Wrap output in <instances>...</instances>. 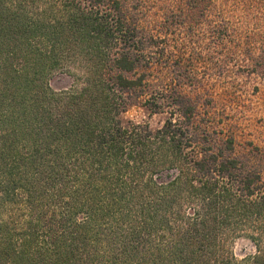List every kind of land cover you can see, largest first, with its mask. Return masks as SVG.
Listing matches in <instances>:
<instances>
[{"label": "trees", "instance_id": "16d2710c", "mask_svg": "<svg viewBox=\"0 0 264 264\" xmlns=\"http://www.w3.org/2000/svg\"><path fill=\"white\" fill-rule=\"evenodd\" d=\"M157 3L162 38L136 18ZM204 21L264 56V0H0V264H264L262 156L214 152L180 56L152 54ZM133 105L169 115L154 131Z\"/></svg>", "mask_w": 264, "mask_h": 264}, {"label": "rangeland", "instance_id": "374dc122", "mask_svg": "<svg viewBox=\"0 0 264 264\" xmlns=\"http://www.w3.org/2000/svg\"><path fill=\"white\" fill-rule=\"evenodd\" d=\"M164 6L165 3H159L136 13V18H142L148 30L156 35L160 34L161 38L164 36L160 23ZM184 7L187 9L188 5L185 4ZM208 16L209 13L204 18ZM208 22H202L194 33L191 31L192 27L186 25L171 29L165 41L162 43V39L159 40L157 47L152 49L157 50V53L152 54L162 61V46L169 45L168 50L175 51L176 56H180L174 57V60L183 63L176 67L179 74L175 75L179 80L175 82L176 86L197 102V120L212 131L209 138L213 140L211 144L214 152L226 146L225 139L233 138L234 149L226 152H234L239 157L262 156L259 158L264 161V56L257 55L256 52L252 59L248 58L245 53L247 43L253 50L255 48L244 36L235 42L230 39L215 40ZM238 31L244 34V31L252 32L253 29ZM240 42V46L236 45ZM256 44L258 48H264L263 43ZM162 74L160 69L154 70L153 75L149 76L151 87L147 88L149 94L146 97H150L151 91L158 90L156 85L162 87L167 84L171 88L173 83ZM72 83L73 78L61 72L54 74L49 80L50 86L56 90L68 88ZM168 115L167 112L151 113L145 106L133 105L122 117L135 122H146L155 131L162 127ZM221 139L224 140L221 142ZM233 249L238 255H242L250 252L253 246L246 239H238Z\"/></svg>", "mask_w": 264, "mask_h": 264}]
</instances>
